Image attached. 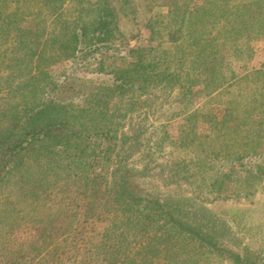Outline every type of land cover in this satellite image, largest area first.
<instances>
[{
  "label": "trees",
  "instance_id": "1",
  "mask_svg": "<svg viewBox=\"0 0 264 264\" xmlns=\"http://www.w3.org/2000/svg\"><path fill=\"white\" fill-rule=\"evenodd\" d=\"M65 1L0 0V232L11 234L16 226L32 224L28 252L34 249L30 241L39 239L41 261L48 262L51 255L54 264H61L64 257L76 261L80 247L75 238L83 240L87 219L99 218L106 221L96 246L99 264H197L192 261L193 254L206 259L210 253L232 258L234 264H264L260 249L239 245V232L250 231L248 226L241 230L243 211L230 207L217 211L199 200L200 193L210 200L252 199L264 184V163L254 171H243L234 185L220 181L229 178L232 171H212L206 174V181L202 175L209 154L218 158L228 155L239 164L245 153L253 156L264 140V94L258 98L245 94L244 101L241 94L238 99L230 96L222 121L210 112L204 117L212 133L206 143L221 140L218 147L210 146L206 155L201 156L200 146L188 160L183 155L196 135L195 119L179 135L178 154L173 161L161 163L160 171L171 181L195 182L190 195L175 191L181 187L176 188L177 184L169 188L172 192H143L137 176L148 173V160L138 167L125 163L131 157L139 127L129 126L128 134L119 129L121 121L116 118L132 112L141 99L150 100L147 89L156 86L168 91L177 88L176 96L191 98L193 85L201 84L202 90L212 93L225 84L255 76L259 94L264 92V69L233 79L231 69L225 73L227 59L219 56L223 40L212 44L214 36L201 38L209 10L218 2L196 4L188 0L192 10H186L180 8L186 0L179 4L178 0L162 1L169 7L168 13L177 15L175 27L167 31V38L177 42L174 49L180 50L183 42L196 47L187 60L190 71L181 74L174 69L172 63L179 66L186 60L181 56L169 59L167 47L158 50L161 42L152 43L158 31L148 19V44L129 47L131 60L110 69L113 83L98 85L77 100L71 91L70 72L53 75L49 66L72 56L90 40L108 38L114 7L109 0H72V7L64 10L61 6ZM221 1L222 6L228 4V0ZM247 3H242L241 10L238 4L234 6L231 16L236 20L255 17ZM247 22L236 21V37L243 36ZM205 47L210 50L200 57L199 51ZM213 52L217 55L211 56ZM199 112L193 109L189 119ZM219 131L226 133L223 138ZM145 193L153 197L147 199ZM258 226L250 232H262ZM50 241H55L51 249ZM180 242L187 244V252ZM129 243L136 245L132 258L126 256ZM20 249L21 245L13 248L12 262L24 257L15 255ZM181 253L186 257H180Z\"/></svg>",
  "mask_w": 264,
  "mask_h": 264
},
{
  "label": "rangeland",
  "instance_id": "2",
  "mask_svg": "<svg viewBox=\"0 0 264 264\" xmlns=\"http://www.w3.org/2000/svg\"><path fill=\"white\" fill-rule=\"evenodd\" d=\"M162 1L109 0L114 7V22L111 24L110 36L102 41L93 39L81 45L72 56L49 66L50 73L61 76L70 72L73 83L71 91L77 100H81L85 94L94 90L98 85H111L113 83V76L110 73V69L115 65H124L131 60L130 52L128 51L129 47L148 44L150 33V27L146 25L148 19H150V24L155 23V30L158 31L154 33L152 43L161 42V49L158 50H163L167 47L170 52L169 59L181 56L182 59L186 60L179 65L180 67L172 63L174 69L179 70L181 74L190 71L188 59L192 58L196 47L188 46L186 42H183L184 40H181L179 44L183 43L180 50L176 51L174 49L173 45L177 42L167 38V31L175 27L173 22L177 18V15L175 13H168L169 7L163 5ZM202 1L192 0L196 4H200ZM215 1L218 2V6L212 7L209 10L207 23L204 24L206 30L202 33L201 38L210 39L214 36L212 44L223 40L219 56L222 55L223 59H227L228 61L225 64V73H228V70L231 69L233 79H236L257 69H264V0H228L226 6H222L221 0ZM65 2L61 8L66 9L68 7L69 10L72 7V0ZM180 2L181 0L177 1L178 4ZM242 3L248 4L246 5L249 9L253 10L255 17L251 15L250 18L240 16L237 19L240 21L247 19L248 22L246 25L247 29L243 31L244 34L242 33L243 36L236 37L234 28H238L235 26L237 20L231 16L229 11L237 4V7L241 10L243 7ZM191 5L186 0V3H183L180 8L192 10ZM206 5L208 6V4ZM10 6L11 3L9 8ZM221 6L222 9L220 8ZM41 8L44 9L43 7ZM257 10L262 13H257ZM41 24L42 22H40ZM183 47L185 50H183ZM209 50L210 48L205 47L203 51H199L200 57L203 54L207 55ZM215 55L217 53H211V56ZM197 69L195 68V70ZM217 69H220V67ZM245 81H248V83ZM250 81L252 82L250 83ZM223 86L225 87L220 88L218 91L207 93L205 90H202L201 84L193 85L190 87L193 93L191 98L186 97L185 94L176 96L177 88L168 91L167 89H158L157 86L152 87L147 89L150 100L143 101L141 99L134 106L132 112H125L124 116H116L118 121H121L119 129L125 130L128 134L129 126L139 127L135 130L137 140L132 146L131 157L125 163L138 167L148 160V166H146L149 168L148 173L137 176L139 187L143 192L149 190L154 192L160 191L161 193L172 192L169 188L177 184L176 188L179 185L181 187L180 190L175 189V191L190 195L192 193L191 188L194 187L195 182L184 181V179L171 181L167 178L165 172L160 171L161 163L173 161L178 154L179 135L185 132L189 127L190 121L192 120L193 122L195 119L197 121L196 135L193 138L192 145L183 149V155L188 160L192 157L191 153H193V149H197L199 146V148H202L201 156L206 155L207 149L210 146L218 147L221 140L217 138L209 140V142H213L211 144L206 143L212 133L209 129V123L203 122L204 117L210 112L216 119L222 121L228 111L225 102L230 96L238 99L239 94H241L240 99L244 101L246 100L245 94L257 98L261 94H264V92L259 94L257 90L258 79L255 76L240 83L225 84ZM136 95L143 97L146 94L136 92ZM122 107L124 108V105ZM193 109H199L200 112L197 117L189 119L188 116ZM218 133L221 136L220 138H223L226 134L221 131ZM165 136L167 138H164ZM156 142H159L160 145H157ZM245 155L239 164L236 161L228 159V155H222L218 158L213 154H209L206 156V169L203 168L204 172L202 175L204 176V180H207L206 174L208 173L209 175L212 171L223 174H228V172L232 171L229 173V178L220 181L229 183V185L236 184L243 171H254L258 164L264 163V140L255 148L252 153L253 156L247 157L248 153H245ZM191 180L197 181V178L191 177ZM261 185V187L264 186L263 183ZM261 187L258 188L259 190L252 199L235 196L210 200L200 193L201 199L199 200L205 203V205L215 208L217 211L225 212L227 207H230L231 210L243 211L242 216L245 215V218L241 221V230H244L248 226V230L251 231L253 227L259 224L258 227L263 228L262 232H257L256 234L250 231L239 232L241 235L239 245L240 247L248 246L249 248H255L257 251L260 249L259 256L264 262V188L262 189ZM147 195L148 193H145L147 199L153 197L152 194L151 196ZM84 225L83 240L75 238V245L80 247V252L81 250H85L86 253L81 255L79 252L75 262L74 258L64 257L61 264H93L94 260H96L95 264H99V260L96 259L98 257L96 246L102 239L106 221L99 218H90L87 219ZM32 227V224L28 226L23 223L19 227L16 226L15 229H17H14L11 234L0 232V264H54V261L51 260V255H48V262L44 263L41 261L40 257L43 253L39 252L37 248L41 243L39 239H32L30 241L34 249L28 252V249H30L28 239L31 238L34 231ZM54 244L55 241H50L48 248L51 249L54 247ZM180 244L183 245L182 242ZM20 245L21 249L15 255L24 257L21 258L20 262H12V250ZM186 245L184 243L183 247L187 252L189 247ZM135 249V244H127L125 249L126 256L132 258ZM180 257H186V254L184 256L181 253ZM197 257L198 255L195 256L194 254L192 256V261L197 264H205L206 262L208 264H234L232 258L229 259L226 256L215 253H210V257L206 259L202 257V254Z\"/></svg>",
  "mask_w": 264,
  "mask_h": 264
}]
</instances>
